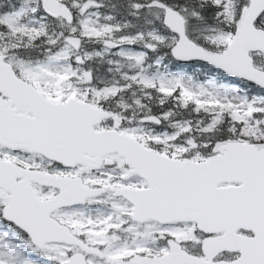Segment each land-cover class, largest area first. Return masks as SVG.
<instances>
[{"label": "snow or ice", "instance_id": "1", "mask_svg": "<svg viewBox=\"0 0 264 264\" xmlns=\"http://www.w3.org/2000/svg\"><path fill=\"white\" fill-rule=\"evenodd\" d=\"M0 264H264V0H0Z\"/></svg>", "mask_w": 264, "mask_h": 264}]
</instances>
